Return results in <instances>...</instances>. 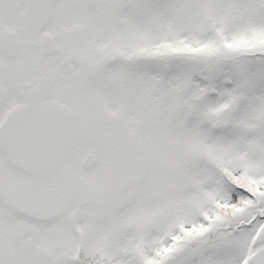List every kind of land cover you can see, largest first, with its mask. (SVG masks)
<instances>
[{"label": "snow or ice", "instance_id": "snow-or-ice-1", "mask_svg": "<svg viewBox=\"0 0 264 264\" xmlns=\"http://www.w3.org/2000/svg\"><path fill=\"white\" fill-rule=\"evenodd\" d=\"M0 264H264V0H0Z\"/></svg>", "mask_w": 264, "mask_h": 264}]
</instances>
